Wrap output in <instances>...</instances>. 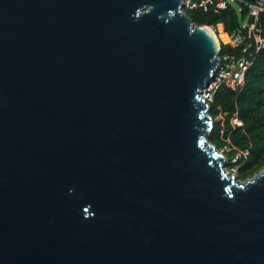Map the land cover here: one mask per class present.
Returning <instances> with one entry per match:
<instances>
[{"label":"water","instance_id":"obj_1","mask_svg":"<svg viewBox=\"0 0 264 264\" xmlns=\"http://www.w3.org/2000/svg\"><path fill=\"white\" fill-rule=\"evenodd\" d=\"M183 0H0V264H264V170L229 174Z\"/></svg>","mask_w":264,"mask_h":264},{"label":"built area","instance_id":"obj_2","mask_svg":"<svg viewBox=\"0 0 264 264\" xmlns=\"http://www.w3.org/2000/svg\"><path fill=\"white\" fill-rule=\"evenodd\" d=\"M182 5L186 12L199 10L215 15L235 9L241 22L231 30H227L222 22L229 40L220 42L219 63L212 80L201 89V93L211 104L223 89L240 92L246 85L248 71L264 50V0H183ZM234 123L243 124L238 113L234 116ZM226 169L232 174L229 168Z\"/></svg>","mask_w":264,"mask_h":264},{"label":"trees","instance_id":"obj_3","mask_svg":"<svg viewBox=\"0 0 264 264\" xmlns=\"http://www.w3.org/2000/svg\"><path fill=\"white\" fill-rule=\"evenodd\" d=\"M187 13L197 23L205 22L209 25L216 22H223L227 30H231L240 23L238 14L234 8L215 15L211 12ZM230 15V19L228 18ZM264 24V15L262 16ZM246 85L240 92L231 90H221L215 101L211 103L210 112L216 111V103L221 102L225 109L235 110L236 107L241 117L245 120L246 127L235 129L232 135V141L240 148H247L254 144L251 149V159L247 167L254 164L257 157L264 151V50L259 54L256 62L250 68L246 77ZM219 134V129L213 127L211 139H215Z\"/></svg>","mask_w":264,"mask_h":264},{"label":"rangeland","instance_id":"obj_4","mask_svg":"<svg viewBox=\"0 0 264 264\" xmlns=\"http://www.w3.org/2000/svg\"><path fill=\"white\" fill-rule=\"evenodd\" d=\"M190 12L196 13L201 11L190 10ZM219 23L221 22H216L215 24L211 25L205 22L198 24H206L208 26H211L220 36L221 25H219ZM236 113H238L240 120H242L243 122V124L240 126L234 123V116ZM210 114L214 120L213 127L219 129V134L216 135L215 139H211L213 130L212 128L209 134V141L214 143L217 146L218 150L225 156V168H229L230 172H232V174H234L241 181H245L248 178H252L256 174L262 172L264 170V151L257 157L252 166L247 167L251 159L250 148L254 146V144H250L249 147L243 149L232 141V135L235 129L241 128L242 131H244L246 127L245 120L241 117L237 107L235 110L231 111L225 109L223 104L219 102L216 103V111H214L213 113L210 112Z\"/></svg>","mask_w":264,"mask_h":264},{"label":"bare ground","instance_id":"obj_5","mask_svg":"<svg viewBox=\"0 0 264 264\" xmlns=\"http://www.w3.org/2000/svg\"><path fill=\"white\" fill-rule=\"evenodd\" d=\"M219 25H221V31H220V36L217 34V32L211 27L209 26V28L211 29V31L214 33L217 41L220 43L221 41L227 42L229 39L228 34L224 31V27L222 23H219Z\"/></svg>","mask_w":264,"mask_h":264}]
</instances>
